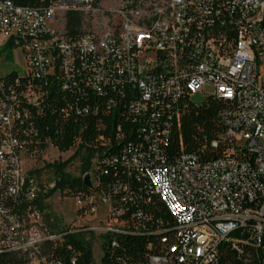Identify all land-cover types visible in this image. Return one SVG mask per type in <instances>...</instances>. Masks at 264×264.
Returning <instances> with one entry per match:
<instances>
[{
  "label": "built area",
  "instance_id": "1",
  "mask_svg": "<svg viewBox=\"0 0 264 264\" xmlns=\"http://www.w3.org/2000/svg\"><path fill=\"white\" fill-rule=\"evenodd\" d=\"M68 14L83 18L75 35L67 32ZM0 35L25 68L23 76L0 87L2 200L32 201L37 194L22 155L40 154L29 153L12 126L29 117L19 105L38 110L49 82H57L64 91L74 87L99 98L101 107L115 109L145 139L139 148L126 149L124 164L147 178L176 223L174 242L166 253L150 255L149 264H213L219 244L236 230L248 231L264 264V0H140L116 8L95 0H55L38 8L0 0ZM199 93L225 104L219 114L223 132L212 142L220 156L205 158L181 148L170 161L164 150L181 120L180 101ZM69 108L79 115L88 110ZM49 145L58 149L48 142L44 150ZM74 199L81 206L91 199L105 203L108 225L27 231L0 203L2 244L29 251V264H53L38 244L61 240L67 228L91 242L85 232L96 230L100 259L94 264H102L104 238L127 234L128 222L120 220L122 211L113 213L109 199Z\"/></svg>",
  "mask_w": 264,
  "mask_h": 264
},
{
  "label": "trees",
  "instance_id": "2",
  "mask_svg": "<svg viewBox=\"0 0 264 264\" xmlns=\"http://www.w3.org/2000/svg\"><path fill=\"white\" fill-rule=\"evenodd\" d=\"M15 5L26 7H46L55 0H10ZM106 0H95L97 5ZM133 5L140 0H121ZM66 29L75 35L82 31L83 18L78 14H68ZM11 43L3 45L0 54L11 53ZM18 72L0 76V87L13 83ZM50 92L38 110L25 103L19 109H26L28 119L15 121L13 136L29 153L41 154L51 142L61 151L74 150L82 160L81 176L75 177L66 171L68 163H52L32 172L39 175L43 171L52 173L53 187L48 191L38 189L32 201L23 197L17 200L1 199L13 215H17L21 228L27 231L40 229L49 231L31 221V217L41 216L47 206L44 200L60 191L66 197L87 200L96 196L109 199L113 213L122 211L120 220L128 222L127 234L113 238L107 235L102 243V264H149L153 254H164L174 242L176 223L164 204L152 190L149 181L140 172L129 169L125 164L128 158L126 149L139 148L145 139L136 135V126L118 119L116 110H110L99 103V98L91 93L78 92L71 87L64 91L57 82H49ZM2 88V89H3ZM20 88L15 87V93ZM2 91L0 88V96ZM17 105V104H16ZM87 108L79 115L74 106ZM97 107V110H95ZM225 104L210 97L202 105L192 100H181V120L173 129L165 156L174 161L181 148L189 153L203 154L205 158L217 159L220 149H213V140H218L223 132L219 118ZM68 109L63 115V109ZM95 111H94V110ZM90 177V186L84 179ZM67 228L61 240L42 241V255L53 264H94L92 244L82 234ZM166 239V243L162 240ZM116 240V246L112 242ZM263 253L250 243L248 231L236 230L219 244L217 258L213 264H261ZM29 251L9 250L0 238V264H29Z\"/></svg>",
  "mask_w": 264,
  "mask_h": 264
},
{
  "label": "rangeland",
  "instance_id": "3",
  "mask_svg": "<svg viewBox=\"0 0 264 264\" xmlns=\"http://www.w3.org/2000/svg\"><path fill=\"white\" fill-rule=\"evenodd\" d=\"M108 8H116L125 5L121 0H106L102 3ZM4 37L0 35V51L3 50ZM17 51L11 50V53L4 52L0 54V76L18 72L20 76L25 74V68L19 66ZM206 94L199 93L192 98L195 105H202L206 100ZM23 171L28 173L33 180L34 185L38 189L50 190L53 187L52 173L43 171L39 175H30L32 172L40 168L46 167L52 163H68L66 171L75 177L81 176L82 160L80 156H75L73 151H61L55 149L51 145L40 155H22ZM47 209L37 219V222L42 225L49 226L54 231H60L66 226H82L84 228L103 229L108 225L107 208L108 206L95 199H91L88 204L81 206L76 199L66 197L62 192L57 191L47 197L45 200ZM85 237L91 239L93 247L94 261L99 262V241L100 235L95 232H85Z\"/></svg>",
  "mask_w": 264,
  "mask_h": 264
},
{
  "label": "water",
  "instance_id": "4",
  "mask_svg": "<svg viewBox=\"0 0 264 264\" xmlns=\"http://www.w3.org/2000/svg\"><path fill=\"white\" fill-rule=\"evenodd\" d=\"M84 181H85V183H86L87 186H90L91 185V183H90V177L88 175L85 177Z\"/></svg>",
  "mask_w": 264,
  "mask_h": 264
}]
</instances>
